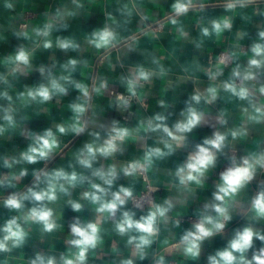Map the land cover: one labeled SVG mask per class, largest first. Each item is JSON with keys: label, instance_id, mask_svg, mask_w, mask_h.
I'll use <instances>...</instances> for the list:
<instances>
[{"label": "clouds", "instance_id": "clouds-1", "mask_svg": "<svg viewBox=\"0 0 264 264\" xmlns=\"http://www.w3.org/2000/svg\"><path fill=\"white\" fill-rule=\"evenodd\" d=\"M98 3L55 0L31 23L16 14L27 0H0L9 17L0 46L11 48L0 54V264L198 262L214 237L225 244L205 264H264V0H109L101 26L88 30ZM165 36L168 48L156 43ZM133 53L142 60L131 62ZM33 73L39 79L24 82ZM158 82V110L148 114ZM56 107L69 115L55 119ZM108 109L123 120L105 119ZM41 116L49 125L33 130ZM204 126L211 135L193 142ZM130 147L135 154L118 159ZM58 157L65 162L54 165ZM222 157L210 198L178 233ZM161 188L167 195L157 198ZM65 210L75 215L66 221ZM236 217L244 223L228 234Z\"/></svg>", "mask_w": 264, "mask_h": 264}, {"label": "crops", "instance_id": "crops-1", "mask_svg": "<svg viewBox=\"0 0 264 264\" xmlns=\"http://www.w3.org/2000/svg\"><path fill=\"white\" fill-rule=\"evenodd\" d=\"M55 2V0H27V4H21L17 7L16 9V14L20 15L22 14L23 19L24 20H28L31 23H37L39 22V20L41 19V13L50 5L53 4ZM109 0H99V3L94 6L93 11L96 13L94 14L85 24L84 27L88 30H90L92 27L95 26H101L102 24V16L100 15V13L102 12V9L106 6H108ZM147 7L149 9L152 10L153 15L159 16L160 10L157 8H153L152 4H147ZM110 10V9H109ZM221 10L219 8L215 9L214 12L215 13H219ZM9 22V17L7 14H3L0 15V24H7ZM237 26L240 25L239 20H237L236 22ZM133 27H135V25H133ZM73 31L79 32L80 31V26H79V22H74L73 24ZM67 34V33H65ZM195 31H193V35H195ZM170 41H171V37L169 36H165L162 38L161 41L156 42L158 44H162L164 48H168L170 47ZM247 42V41H246ZM10 43L12 45H14L16 43L15 40H11ZM141 43L147 47V48H152L153 47V42L148 41L146 38L143 39L141 41ZM11 51V48L7 45L4 46H0V54L5 53ZM221 51V47L216 46V45H209V52L211 54H218ZM192 54V48L189 45L188 48L186 49L185 55L187 56H191ZM47 53H45L41 59L45 60L47 59ZM57 56L61 59L64 58L62 53H57ZM206 59V57H205ZM142 60V57H140L138 54L133 53L130 55V61L131 62H139ZM103 71V69H101ZM121 70L117 69V73H119ZM39 79L38 73H33L27 80H25L24 82L26 83H34ZM202 80L206 81L205 77H201ZM193 85L191 82H188L187 84H185L184 86H182V88L180 90H178V103L176 104L175 108H174V112L178 115L180 109L183 107V100L187 98V95L192 91ZM117 91L119 92H123L124 89L120 88L117 86L116 88ZM159 92H160V85L159 82L157 83L156 88L153 90V98L149 100V104H150V110L148 114H151L152 111H156L158 110L156 108V99L159 96ZM76 95V93L73 91L70 93V96L68 98H66L65 102L68 101V99L74 98V96ZM169 97H171V93H169ZM99 103L106 105L107 104V100H101L99 101ZM135 105H134V109H135ZM69 115V113H67L66 111H64L63 108L61 107H56L52 110V116L59 120L62 116H67ZM120 119L123 120V117L117 113L115 110L113 109H108L105 113V119ZM175 119V116L173 117ZM49 118L48 117H44L41 116L35 120H33L32 122H30V127L33 130H42L43 128L47 127L49 125ZM213 129L208 127V126H204L201 127L197 130L194 131V133L192 134V136L190 137V139L193 142H199L201 141L205 136L211 135ZM88 139V137L86 135H82L78 138H75L71 147L72 148H78L80 147L86 140ZM16 145H18L19 147H24L26 146V141L23 140V138H17L15 141ZM5 148L11 147V145H4ZM135 154V148L134 147H130L128 154L125 157H118V159H127L130 158L131 155ZM186 153L185 152H181L178 153L176 156L172 157L171 160L167 163V167H174V165L176 163H179L181 161H183L184 157H185ZM65 161H61L59 159V157L57 158V160L54 162L55 164H60V163H64ZM225 163H227L225 158H221L220 161L218 162L217 168L216 170L213 171L212 175L210 176L209 180H208V184H209V188L203 192H200L199 195V199L198 200H194L190 203L186 215L182 218V223H181V229H178L177 232H181L183 229L189 228L191 226L192 221L188 220L189 217H193L195 219L194 216V212L196 210L197 207H200L203 203L204 199L210 198L211 196V186L214 183V180L216 178H218V174H219V168H221V166H223ZM161 179H163V177H161ZM31 180V177H28L25 179V183H29ZM124 182V181H121ZM255 188V184H253L252 189L254 190ZM167 195L166 190H164L163 188L160 189V191H158L155 196L157 198H163L164 196ZM73 215H75L74 213H72L70 210H65V220H69ZM87 215V214H86ZM244 223V221L240 218V217H236L233 219V221L229 224L228 229H226V232L228 234L231 233V230L235 227H239ZM65 230L67 231V224L65 225ZM225 244V238L222 237H214L211 241H207L205 242L204 245V250L202 252L201 255V259L198 262H192V261H184L181 257L176 256L173 257V259L180 263V264H205V258L207 256V254H209L210 252L214 251L216 248L218 247H222ZM47 244L44 245L45 248H47ZM57 247L59 249L63 248V245L61 244H57ZM26 252L28 254H31V248L26 249ZM141 264H150L149 260H145L143 262H141Z\"/></svg>", "mask_w": 264, "mask_h": 264}, {"label": "built area", "instance_id": "built-area-1", "mask_svg": "<svg viewBox=\"0 0 264 264\" xmlns=\"http://www.w3.org/2000/svg\"><path fill=\"white\" fill-rule=\"evenodd\" d=\"M226 164L227 163H225L223 166H221V168H219V171L218 172L222 171L226 167ZM155 194H154V196H155ZM188 220H190V221L193 222L195 219L193 217H189ZM177 264H180V263L177 262Z\"/></svg>", "mask_w": 264, "mask_h": 264}]
</instances>
